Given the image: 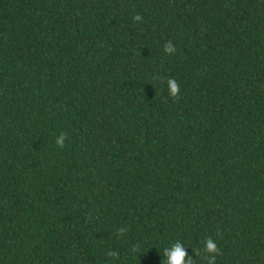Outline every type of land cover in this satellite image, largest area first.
<instances>
[{
  "label": "trees",
  "instance_id": "obj_1",
  "mask_svg": "<svg viewBox=\"0 0 264 264\" xmlns=\"http://www.w3.org/2000/svg\"><path fill=\"white\" fill-rule=\"evenodd\" d=\"M209 238L264 264V0H0V264Z\"/></svg>",
  "mask_w": 264,
  "mask_h": 264
},
{
  "label": "clouds",
  "instance_id": "obj_2",
  "mask_svg": "<svg viewBox=\"0 0 264 264\" xmlns=\"http://www.w3.org/2000/svg\"><path fill=\"white\" fill-rule=\"evenodd\" d=\"M134 21L140 22L142 17L140 15H136L133 17ZM164 51L167 54H172L175 52V47L171 41L167 42L164 46ZM169 93L171 96L175 97L179 91L180 87L177 84L176 80L170 79L167 81ZM66 135L61 134L56 138V144L63 148L65 143ZM124 230L121 229V232ZM185 244L181 242H176L170 248L165 249L164 256L166 257L164 264H194L195 259L188 256L187 251L184 247ZM204 250L209 255L207 257V264H216L217 255L219 254V249L217 244L211 238L207 239L204 242Z\"/></svg>",
  "mask_w": 264,
  "mask_h": 264
}]
</instances>
